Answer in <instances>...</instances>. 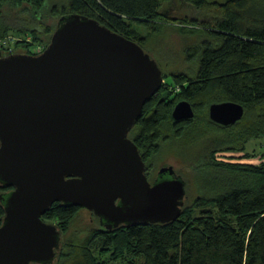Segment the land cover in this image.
I'll return each mask as SVG.
<instances>
[{
  "label": "trees",
  "instance_id": "obj_1",
  "mask_svg": "<svg viewBox=\"0 0 264 264\" xmlns=\"http://www.w3.org/2000/svg\"><path fill=\"white\" fill-rule=\"evenodd\" d=\"M172 1L0 0V7L12 5L39 18L47 8L48 18L57 21L17 27L19 39L1 47L0 57L41 53L36 48L43 51L49 45L59 19L69 14L95 18L136 41L145 37L135 24L150 26L172 19L194 42L187 53L189 62L198 66L196 72H174L162 92L145 104L129 135L142 157L166 143L167 148L179 142L188 145L184 155L176 150L186 160L188 168L180 172L189 182V201L180 218L110 230L96 216L98 227L81 241L62 238L56 258L47 264H264V157L246 151L252 139L264 138V7L254 0H182L197 15L171 18ZM166 2L171 5L167 12ZM7 33L1 23L0 40ZM183 100L191 103L195 116L178 122L173 111ZM224 101L245 108L244 117L234 125L210 119V105ZM221 152L242 155L224 160L218 156ZM81 209L57 202L42 219L57 224L63 236ZM5 215L0 199V224Z\"/></svg>",
  "mask_w": 264,
  "mask_h": 264
},
{
  "label": "water",
  "instance_id": "obj_2",
  "mask_svg": "<svg viewBox=\"0 0 264 264\" xmlns=\"http://www.w3.org/2000/svg\"><path fill=\"white\" fill-rule=\"evenodd\" d=\"M163 82L141 44L81 14L62 16L41 53L0 57V185L10 188L0 196V264L54 261L61 231L42 216L57 202L110 230L180 218L185 180L151 184L129 136ZM209 115L229 126L245 108L215 102ZM194 116L189 101L176 104V121Z\"/></svg>",
  "mask_w": 264,
  "mask_h": 264
},
{
  "label": "rangeland",
  "instance_id": "obj_3",
  "mask_svg": "<svg viewBox=\"0 0 264 264\" xmlns=\"http://www.w3.org/2000/svg\"><path fill=\"white\" fill-rule=\"evenodd\" d=\"M225 1V0H220ZM264 7V0H254ZM172 9L168 11L167 8L171 5L164 4L163 9L170 14L171 18H184L193 17L196 12L191 9L190 5L183 2L182 0H173L171 3ZM263 4V5H262ZM49 10L45 8L41 13L40 17L35 16L34 12L24 11L22 8H15L12 5H5L0 7V25L4 23L5 27L8 29L7 37L14 36L15 40L19 39L17 34V27H21L24 24L30 23L34 27L40 26L37 22H42L45 24H55L53 18H48ZM37 13V11H36ZM197 15V14H196ZM45 16V17H44ZM38 19V20H36ZM44 19V20H43ZM59 22V21H58ZM159 23V22H158ZM178 25H181L179 21L170 19L169 22H164L162 24L150 23V26H145L141 24H135L137 31L141 36L145 37V40H137L139 44L145 49V51L158 63L164 74L167 75V80H172V74L176 71H192L196 72L198 66L189 62L190 58L187 50L190 45L194 44L189 37V35L183 34ZM3 28V27H2ZM29 28V26L27 27ZM15 40L13 42H15ZM14 44V43H12ZM11 44V45H12ZM19 51H22L19 49ZM167 82V81H165ZM188 145L185 143H176L175 146L167 148L165 146L164 156L155 158L154 165L160 168L165 165H173L174 168L182 175L185 172L183 168H188L184 159L178 161L177 159H172L170 156L179 150L183 155L187 149ZM249 153L255 152L258 158L264 157V138L252 139L248 145L247 150ZM240 152H221L218 156L224 160H233L237 156H241ZM251 162L257 160H249ZM182 170V173L180 172ZM187 185L189 182L186 180ZM189 200L185 199V204ZM99 221L95 214L86 209L82 208L78 211L75 219L72 222L70 229L62 236L63 239H75L81 241L86 237V233L92 227H98Z\"/></svg>",
  "mask_w": 264,
  "mask_h": 264
},
{
  "label": "flooded vegetation",
  "instance_id": "obj_4",
  "mask_svg": "<svg viewBox=\"0 0 264 264\" xmlns=\"http://www.w3.org/2000/svg\"><path fill=\"white\" fill-rule=\"evenodd\" d=\"M163 76H164V83H165V81H167V75L166 74H164V72H163ZM163 83V84H164ZM161 92H162V90H160ZM223 126V125H222ZM230 126V125H229ZM138 144L139 143H142L141 142V139H139L138 138V142H137ZM163 144V143H162ZM140 145V144H139ZM167 145V143L165 144V146ZM165 146H163L160 150L159 149H157V150H151L152 151V153H148L147 155L146 154H143V158L145 159H143L144 161H145V165H146V170H145V173H146V175H147V177H148V180L151 182V184H155V183H157V182H161V181H164V180H168V179H175V178H181V179H184L185 180V178H184V175L182 174H180L175 168H174V166L173 165H165V166H162V167H160V168H157V166H155L154 165V160H155V158H159L160 156H164V154H165V152H164V150H165ZM141 153V152H140ZM142 155V154H141ZM172 159H177L178 161H181L182 160V158H184V157H182L181 158V156L180 155H176V154H174V155H172V156H170ZM184 161L186 162V160L184 159ZM167 167H172V168H174V173L173 174H171L169 171H167V172H161V169L162 168H167ZM185 182H186V180H185ZM4 188H6V187H4L3 185H0V191L2 192V193H7V191L5 192V190L7 189H4ZM10 191V190H9Z\"/></svg>",
  "mask_w": 264,
  "mask_h": 264
},
{
  "label": "built area",
  "instance_id": "obj_5",
  "mask_svg": "<svg viewBox=\"0 0 264 264\" xmlns=\"http://www.w3.org/2000/svg\"><path fill=\"white\" fill-rule=\"evenodd\" d=\"M15 40V37L12 35V36H10V37H5V38H3V39H1L0 40V48L1 47H4V46H7V45H9V44H11V43H13V41ZM16 41V40H15ZM36 52L38 53V52H42V47H37L36 48ZM164 83V82H163ZM176 90H179V87H176Z\"/></svg>",
  "mask_w": 264,
  "mask_h": 264
}]
</instances>
